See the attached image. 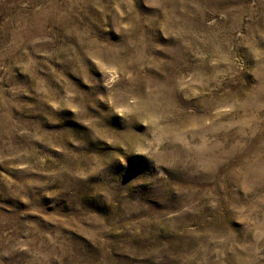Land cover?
<instances>
[{
    "label": "rangeland",
    "instance_id": "374dc122",
    "mask_svg": "<svg viewBox=\"0 0 264 264\" xmlns=\"http://www.w3.org/2000/svg\"><path fill=\"white\" fill-rule=\"evenodd\" d=\"M0 264H264V0H0Z\"/></svg>",
    "mask_w": 264,
    "mask_h": 264
}]
</instances>
